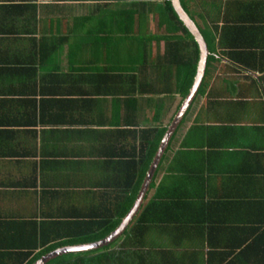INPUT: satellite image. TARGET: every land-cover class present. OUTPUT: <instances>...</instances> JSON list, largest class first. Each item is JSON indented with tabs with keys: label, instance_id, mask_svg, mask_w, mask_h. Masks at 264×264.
<instances>
[{
	"label": "crops",
	"instance_id": "crops-1",
	"mask_svg": "<svg viewBox=\"0 0 264 264\" xmlns=\"http://www.w3.org/2000/svg\"><path fill=\"white\" fill-rule=\"evenodd\" d=\"M167 1L0 0V194H15L0 207L22 213L24 222L34 216L32 235L44 244L38 248L44 264L73 262L83 251L72 248L117 230L127 215L114 225L119 190H126V180L135 185L156 131L167 130L181 105L178 95H158L172 92H159L161 80L153 86L152 61L167 34ZM183 1L199 30L214 37L215 60L163 152L155 186L149 185L128 226L89 254L110 253L101 264H201L199 258L204 262L213 251L203 229L210 221L218 230L236 228L247 213L237 210L240 204L256 201L264 188L263 85H252L264 71L238 66L228 48L234 29L249 30L239 37L256 45L237 53L244 52L253 66L264 59V0ZM225 34L227 41L219 42ZM235 78L243 88L224 99ZM157 98H167L168 115L161 121ZM252 102L260 103L261 111H251ZM160 187L168 199L165 215L175 213L188 230L181 237L190 232L184 246L152 247L143 210L151 199L158 202ZM170 192L176 195L172 204ZM51 197L64 205L51 206ZM26 202L29 213L18 210ZM199 231L194 247L191 236ZM90 238L95 240L85 243ZM10 240L8 224L0 223V264H8V254L15 252L8 248ZM17 242L23 245L21 238ZM190 251L194 255L188 256Z\"/></svg>",
	"mask_w": 264,
	"mask_h": 264
},
{
	"label": "trees",
	"instance_id": "trees-1",
	"mask_svg": "<svg viewBox=\"0 0 264 264\" xmlns=\"http://www.w3.org/2000/svg\"><path fill=\"white\" fill-rule=\"evenodd\" d=\"M164 17L166 20L165 23L167 24V27H165L167 34L161 37V39L164 41V49L162 51H159L160 60L164 62H166L167 60L168 64L166 65L171 68V70L176 69L177 71V76L175 77L176 81L180 83V85L179 87L176 86L177 90L174 92H170L171 94L169 95H178L180 98L179 103L181 104L188 94L193 82L198 60V47L191 34L178 19L169 0L165 3ZM200 32L208 46V50L210 51V53H212L213 50L211 49L210 43H213L212 41L214 37L208 35L207 33L204 34L202 31ZM230 35L233 38L232 40H230L229 46H227L231 51H233L232 53H229V58L231 59V61H234L233 59H235V63H237V65L242 67L243 69L263 72L264 59L256 62L255 66H253V62H251L252 64H249L247 62V57L244 52L237 53V50L241 51V49H248L252 44L256 45V43L247 44L246 41L242 40L243 38L239 37L242 36L245 38V35H250V31L237 28L234 29L233 33H230ZM225 37H228V34L222 35V37L219 38V42L227 41V38ZM257 41H260V39H257ZM262 47H264V44L262 45ZM158 55L156 56L157 58L152 61V64L155 66L160 65L159 69L163 68L164 70L165 64L161 63L160 60H158ZM214 60V56L212 55H210L207 59L204 79L198 90V94H201V92L203 91V86L209 76L208 65L210 63H213ZM182 70L184 71L183 74H181ZM253 84L263 85V87L261 88V92L264 95V76L258 78L256 81L253 80L252 85ZM162 94L164 93H159L158 95ZM165 132L166 128L157 130L156 138L155 140H153L154 143H150V145H148L147 153L142 158V161H144V165L139 173L140 177L137 179L135 185L132 186V182L126 180V190H119V194L121 196H118V199H115L119 200V204L115 207V214L117 215V220L114 222L115 226H117L118 222H120V220L129 212L130 208L135 202V198L139 191L140 185L152 163L155 152ZM153 186L155 185L152 179L150 188ZM261 191V196H259L257 199L259 201H252L248 205L243 203L240 204L237 210H245V212L247 213L244 212L245 214L243 217L246 216L244 220L240 219L235 222L236 228H230V230L221 228V230H218L217 228L215 229L211 226L210 221V225L208 226L207 230L205 228L203 229L204 231H207L208 246H212V248H209L213 249V251L206 253L204 262L203 260H201V258H199L201 264H264V188H262ZM32 194L34 193L32 192ZM14 196L15 194L12 195L11 192H8V200H13ZM175 196L176 195L170 192L169 198L171 200L168 204L173 203L172 200ZM156 199L158 200V202H156L154 199H151L147 207H145V209L143 210L144 216L145 214L147 215L146 218L148 219V223H150L148 224V226L152 230L151 233L154 236V238L152 239V247L154 245H157V247L174 248L178 245L184 246V243L187 242L190 232H185V236L181 237V232L188 230L182 227L181 222L177 219L175 213L171 212L172 217L165 215L163 200L168 199L163 198V187H160V190H158ZM49 200L52 201L51 206H54L55 208L57 204H59L60 206L64 205L63 200H57L56 202V200H53L52 197L49 198ZM178 200H181L180 196L178 197ZM0 202L3 203V199H0ZM168 204L166 203V209L169 211L173 210V208H170ZM30 207V203L26 202L18 210L24 213H29ZM4 208L5 207H0V223L8 224V239H11L10 241L12 242L8 243V248L16 252L8 254V264H35L39 259L43 257L44 252H42V249L39 250L38 248L39 246L42 247L44 244H42V241L37 240V238L32 235L36 223V221H34L31 224L34 219L32 217L34 216H31L29 220H26L27 222H24L23 220L25 219H23L22 213L17 212L16 214H13L9 209L7 213L6 209ZM206 220V216L201 219L202 223H205ZM139 222H141V219L139 220ZM133 228L135 231L136 229L138 230L135 224H133ZM200 235H202L201 231H199L198 233H194L191 236V241H198L200 239ZM20 238L23 242V245L17 246L19 243L17 241ZM99 238L100 236L98 237V239ZM94 240L95 238H90L85 243L92 242ZM77 242H82V240ZM65 243L70 244L72 242L67 241ZM60 246L61 245H57L54 247L52 246L51 250H56V248ZM35 250H39V252L35 253ZM92 251L94 252V250L83 251L82 253L76 255L79 258L73 259V262H66L64 264H101L103 259L109 260L111 256V254L109 253L107 255V258L103 254H100L97 257H88L89 254H94L92 253ZM189 255H194V252L190 251L188 253V256ZM200 256L203 257V254L201 253L200 255L198 253V257ZM58 257L60 256L57 255L55 258L57 259Z\"/></svg>",
	"mask_w": 264,
	"mask_h": 264
},
{
	"label": "water",
	"instance_id": "water-1",
	"mask_svg": "<svg viewBox=\"0 0 264 264\" xmlns=\"http://www.w3.org/2000/svg\"><path fill=\"white\" fill-rule=\"evenodd\" d=\"M171 6L176 13L178 19L182 22L183 26L187 29V31L191 34L193 39L195 40L197 47H198V60L196 64V71L193 78L192 85L189 89L188 94L182 101L177 113L174 115L171 124L168 126L163 140L156 152V155L153 158V161L149 167V170L145 176L144 182L142 184V187L140 189V192L138 194L137 200L134 202L133 206L130 208L129 212L125 216V218L120 223V226H118L117 230L113 232L111 235H109L106 239L100 242H96L93 244H88L85 246H78L72 248V251L69 249L68 251L71 252H77V251H86V250H93L103 247V245H106V243L112 242L114 238L117 237V234H119L122 230H124L125 227L128 226L129 221L132 219V217L136 214L138 211L140 205L142 204L143 198L148 191L149 185L152 181V178L154 176V172L156 170L157 165L159 164V161L163 155V152L171 139L173 133L175 132L177 126L180 124L182 118L185 116L186 112L188 111L189 107L193 103L194 99L196 98V95L198 93V90L202 84V81L204 79L205 71H206V65H207V59L210 55V52L207 48L206 42L194 23V21L189 17V15L185 12L183 7L180 4V0H170ZM45 259H40L35 264H44Z\"/></svg>",
	"mask_w": 264,
	"mask_h": 264
},
{
	"label": "rangeland",
	"instance_id": "rangeland-1",
	"mask_svg": "<svg viewBox=\"0 0 264 264\" xmlns=\"http://www.w3.org/2000/svg\"><path fill=\"white\" fill-rule=\"evenodd\" d=\"M182 3L185 6V2L183 0H182ZM201 31L204 34L207 32L206 30H204V28H201ZM211 49L214 51L213 44L211 46ZM158 54L159 53H157V55ZM158 60H160V54L158 55ZM160 62L165 64V66H164L165 69L164 70H163V68H160L159 69L160 65H157L156 66V68H155L156 71H155V73L153 75V78H154L153 86L155 85V79L158 81V83H159V80H161L159 92L162 91L165 88L166 89H169L170 91L172 90V92H174L175 90H177V87L176 86L179 87V85H180V83H178L176 81V77H175V76H177V71H176V69H172L171 70V68H169L166 65V64H168V61L167 60H166V62L160 60ZM210 68H211V63L208 65V73H209ZM183 72L184 71L182 70V73L181 74H183ZM150 73H152V70L151 69H150ZM232 85H234V88L233 89L231 88ZM241 85H242V81L241 80L239 82H237L236 78H235V80L232 79V82L230 83L229 87H226V91H225L226 93L222 94L223 95V98L224 99H227V98H230L231 99L232 97H234V94L237 95L236 94V88L237 87L238 88H243V86L241 87ZM156 89H159V88H156ZM163 95L170 96L168 93L163 94ZM166 99L167 98H164V99L163 98L162 99L157 98V100H155L156 101V105H157V109H159V116H158V118H159L160 121L162 119H165V117L168 115V113L165 111V109L163 110V107L165 106V103H166ZM150 101H152V102H149L150 105H152V103L154 102L153 101V98L150 99ZM244 107H246V106H244ZM246 108H248V107H246ZM249 108L251 109V111L252 110H257V112L261 111V105H260V103H257V102L250 103L249 104ZM252 117H253V115H252ZM0 199L8 200V193L7 192L6 193H1ZM106 238H104V239H106ZM196 243H197V241L194 243V247H196Z\"/></svg>",
	"mask_w": 264,
	"mask_h": 264
},
{
	"label": "clouds",
	"instance_id": "clouds-1",
	"mask_svg": "<svg viewBox=\"0 0 264 264\" xmlns=\"http://www.w3.org/2000/svg\"><path fill=\"white\" fill-rule=\"evenodd\" d=\"M103 240H104V239H103ZM103 240H100V241H103ZM100 241H99V242H100Z\"/></svg>",
	"mask_w": 264,
	"mask_h": 264
}]
</instances>
